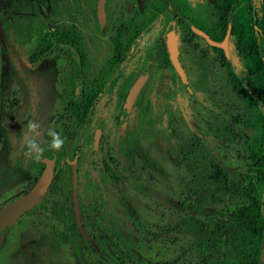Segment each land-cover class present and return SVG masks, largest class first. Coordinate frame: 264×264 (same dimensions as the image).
<instances>
[{
  "label": "rangeland",
  "instance_id": "rangeland-1",
  "mask_svg": "<svg viewBox=\"0 0 264 264\" xmlns=\"http://www.w3.org/2000/svg\"><path fill=\"white\" fill-rule=\"evenodd\" d=\"M147 1L103 0L104 34H100L95 22L97 0H48L34 27L40 36L75 27L86 53L85 81H90L110 55L118 29L127 27L135 14L140 16ZM187 1L192 6L202 0ZM203 1L206 19L198 23L208 28L218 15L209 0ZM0 4L4 5L2 0ZM198 16L197 12L188 15L195 28L205 30L195 20ZM168 25L162 28L157 24L140 37L139 59H144V48L160 33L163 36ZM177 39L186 74L177 76L168 70L162 81L153 77L142 103L155 102L154 94L168 85L176 96L170 111L161 110V115L151 119V126L138 122L135 145L128 155L120 153L115 158L117 145L122 143L116 135L123 118L129 124L136 120L135 110L120 111L112 99L97 102L98 114L103 117L99 142L116 168L115 181L105 188L107 211L116 228L107 216H96L94 224L81 222L95 244L109 253H119L114 246L118 234L130 237L138 254L123 259V264H236L252 237L248 230L235 228L228 214L251 201L242 190L240 175L252 166L247 148L251 139L261 140L264 148L263 112L229 82L224 66L200 39L183 28ZM6 49V54L0 50V208L27 192L42 170L35 164L37 160L22 155L20 139L30 121L41 126L40 141L45 149L41 158H51L45 155L49 151L63 160L77 161L79 206L87 203L93 207L90 178L81 172L83 162L93 159L92 140L86 143L90 125L73 124L66 111V104L75 96L72 62L55 51L29 60L39 50L34 37L23 44L10 43ZM227 50L233 71L242 73V61L231 42ZM135 61L132 58L128 67ZM199 77L201 87L188 93L183 87L187 78L195 83ZM50 128L65 141L58 152L48 147ZM2 135L9 143L8 153ZM69 170L65 168L64 174L51 182L32 212L0 234V264H93L94 256L85 245L78 240L73 243L79 263L72 245L63 240L60 211L63 205H71ZM134 183L152 197L139 194Z\"/></svg>",
  "mask_w": 264,
  "mask_h": 264
},
{
  "label": "trees",
  "instance_id": "trees-1",
  "mask_svg": "<svg viewBox=\"0 0 264 264\" xmlns=\"http://www.w3.org/2000/svg\"><path fill=\"white\" fill-rule=\"evenodd\" d=\"M40 4H45V1L8 0L3 10L4 14L0 16V22L7 41H17L21 44L34 37L36 46L44 47L43 50H39L40 54L61 48L68 51L69 32L54 34L47 39H42L39 31L35 30L34 25ZM198 11L199 7H191L186 0L147 1L146 8L140 16L135 14V18L129 22L127 27L118 29L112 40L110 55L102 62L100 72L91 82L85 81L83 76L84 60L82 56L79 58L78 63L70 60L73 64V75L77 79L76 85H78L74 99H70L66 104V111L72 123L77 126L89 124L90 129H102V116L98 114L97 100L104 98L107 101L114 95L117 101L116 105L118 108H122V104H119V102L123 99L130 82L134 78L135 71L140 69L142 65L146 63L151 65L150 78L154 76L161 78L163 72L158 73V71L172 69L167 58L162 33L156 38L145 58L141 60L138 56L134 62L135 65L131 68L128 67V64L133 54L129 52L128 48L136 44L135 39L141 37L147 30L157 24H161L162 28L166 24L172 25L175 33L183 28L191 37L195 38L196 36L189 31L186 24L176 15V12L192 22L188 15L192 12L198 13ZM227 25L229 26L228 31L234 53L242 61V73L236 74L221 52H219L220 59L224 62L229 82L237 87L253 105L262 110V130L264 132V0H228L227 9L223 14V30L227 29ZM121 37L124 38L123 41L119 40ZM209 38L214 40L211 36ZM211 49L215 52L218 51L215 48ZM0 50L3 54L7 52L1 46ZM39 53L37 52L30 59H37ZM128 68L131 71H127ZM188 82L189 87L195 90L198 81L195 80V83ZM148 83L142 88L138 99H142L147 91ZM173 96V89L166 86L160 92L161 104H135L133 109L135 110L136 120L128 124L124 137L119 136L122 143L117 145L119 150L116 151L115 158L120 157V153L128 155L134 147L138 133V122L144 121L151 126V119L155 115H161V110L170 111L172 104L166 103ZM90 120H92L91 123ZM90 135L91 132L88 133L86 138L88 144L91 141ZM2 144L4 151L8 153L10 149L5 135H2ZM247 148L252 166L251 169H246L240 175V185L251 201L231 210L228 216L235 228L248 230L252 237V241L248 242L241 250L239 261L236 264H264V148L261 140L256 138L251 139L250 143L247 144ZM45 155L47 157L52 156L56 163L63 160L62 157L53 156L49 151H46ZM91 155L93 159L89 163L87 159L83 162L82 172L90 178V189L95 205L90 208L88 205L83 206L80 213L84 215V220L90 224L95 223L96 216H107L110 225L115 229L114 218L107 211L105 190L108 183L115 181V164L109 155L103 151L101 143L97 150L91 152ZM35 164L42 166L40 160L36 161ZM65 168L69 167L63 163L54 172V179L61 177L65 172ZM133 187L139 194L148 198L152 197L140 185L134 183ZM33 210L34 208L29 212ZM60 215L66 231L63 240L72 243L74 239H78L94 256L93 264H123L125 262L123 259L138 254L137 250L131 246V238L120 234L117 235L114 243V246L119 248V253L115 251L109 253L99 244H96L97 251L76 233L70 204L68 206L63 205ZM121 244L124 248L120 247ZM76 259L80 263L77 252Z\"/></svg>",
  "mask_w": 264,
  "mask_h": 264
},
{
  "label": "flooded vegetation",
  "instance_id": "flooded-vegetation-1",
  "mask_svg": "<svg viewBox=\"0 0 264 264\" xmlns=\"http://www.w3.org/2000/svg\"><path fill=\"white\" fill-rule=\"evenodd\" d=\"M45 1V4H40L39 5V12H38V15H39V13L41 12V10L42 9H44V7L46 6V3H49L48 2V0H44ZM77 0H75V2H76ZM98 1L99 0H97V3H98ZM187 1V0H186ZM210 1V3H211V7L213 8V10H214V12H215V14L217 13V15H218V20L217 21H214L213 23H211V25L208 27V28H204L202 25H200V22L198 23V20H200V21H204L205 22V19H206V17H205V15H204V13H205V10H204V8H205V6H204V1L202 0V1H200V2H198V5H196V4H193L191 7H195V6H197V7H199V11H198V18H197V23L201 26V27H203L205 30H201V29H198V28H195L194 26H193V24L189 21V19H187L186 17H184L183 15H181V14H179V13H177L176 12V15L182 20V18L180 17V16H182V17H184V18H186L190 23H191V25L195 28V29H197V30H199V31H201L204 35H206L207 36V38L209 39V40H211L212 42H215V43H221L222 41H224L225 40V48H226V53L224 52V50L222 49V47H214V46H210L202 37H200V36H196L195 38H198V39H200V41L203 43V45L205 46V47H207L210 51H211V53H213L215 56H216V58H217V61L220 63V65H222V66H224V68H225V65H224V62L220 59V54H219V52H221L222 54H223V56H224V59H226L227 60V62L229 63V61H228V50H227V47H228V43L230 44V36H229V31H228V28H229V26L227 25L226 26V28L227 29H224L223 30V14H224V11L227 9V6H228V0H209ZM2 2L4 3V5H2L1 6V4H0V16H2L3 14H4V8H5V6H6V4H7V2H8V0H2ZM97 3H96V7H95V22H96V29H97V31L100 33V34H104V32L102 31V29H103V26H104V23H103V25H102V27H100L99 26V23H98V20H97V16H96V8H97ZM187 3H188V1H187ZM53 4V3H52ZM77 6H75V8H76ZM102 12H103V0H102ZM103 14H104V12H103ZM37 15V16H38ZM183 21V20H182ZM104 22H105V15H104ZM184 22V21H183ZM253 22H254V18H253ZM1 23V22H0ZM185 23V22H184ZM2 26V25H1ZM168 26H171L172 27V25H168ZM167 26V27H168ZM187 26V25H186ZM166 27V28H167ZM172 29H173V27H172ZM189 29V28H188ZM2 30H3V28H2ZM189 31H190V29H189ZM62 32H69V34H70V41H69V48H68V51L65 49V48H61V49H52V50H50V51H46V52H43L42 54H40L39 53V50H43V48L44 47H42V46H39L38 48H39V50H38V58L37 59H40V58H43V57H45V56H47V55H49L50 53H52V52H58V53H60V54H62V55H67L68 57H69V59L70 60H73L75 63H78V61H79V58L82 56V58H83V60L85 61V55H86V53H85V49H84V45H83V40H82V36H81V34H80V32H78V30L75 28V27H73V26H71L70 28H68V29H56V30H53V32L52 33H48V34H43L41 37H42V39H47V38H49V37H51L52 35H54V34H58V33H62ZM191 32V31H190ZM3 33H4V31H3ZM173 33H174V35L176 36V47H177V57H178V61H179V64H180V67H181V69H182V73L180 74V75H178L177 73H176V71L173 69V67H172V65L170 64V62H169V65H170V67L172 68V69H168V70H170L171 72H173L175 75H177V76H181V75H184V74H186V71H185V68L183 67V65H182V60H181V55H180V48H179V45H178V39H177V37H178V34H179V30H177V32L175 33L174 32V30H173ZM192 33V32H191ZM164 34V33H163ZM193 34V33H192ZM194 35V34H193ZM4 36H5V34H4ZM209 36H211V37H213V39L214 40H212L211 38H209ZM163 37V36H162ZM5 40H6V48L8 47V45L10 44V43H13V42H17V41H7V39H6V37H5ZM29 40V39H28ZM28 40H26V41H28ZM119 40H121V41H123L124 40V38H119ZM25 41V42H26ZM135 41H136V44L135 45H132L131 47H129L128 48V50H129V52L131 53V54H133V57L132 58H138V56H137V52L139 51V50H141L142 48H141V45H143V44H141L140 43V37L139 38H137V39H135ZM25 42H22L21 44H23V43H25ZM18 43V42H17ZM78 43V44H77ZM154 43V42H153ZM153 43L148 47V48H144L145 50H144V58H145V55H146V53L152 48V45H153ZM163 43H164V40H163ZM232 44V43H231ZM1 46V45H0ZM164 46H165V44H164ZM2 47V46H1ZM3 48V47H2ZM6 48H3V49H5V50H7ZM211 48H215V49H217L218 51L217 52H215V51H213ZM165 50H166V47H165ZM7 53V52H6ZM5 53V54H6ZM166 54H167V52H166ZM203 55V54H202ZM34 56V55H33ZM203 57V56H202ZM131 58V59H132ZM167 58H168V56H167ZM106 59V58H105ZM29 60H31V59H29ZM142 60V59H141ZM104 61V60H103ZM131 61V60H130ZM129 61V62H130ZM73 65V64H72ZM129 65V64H128ZM146 65H150V64H148V63H146V64H144V65H142L141 67H140V69H137L136 71H135V76H134V78L132 79V81L130 82V84H129V87L131 86V84L133 83V81L136 79V77L139 75V73L141 72V70H142V68L144 67V66H146ZM151 66V65H150ZM132 67V66H131ZM131 67H129V68H131ZM101 68H102V64H101ZM128 68V69H129ZM168 70H165V71H158V73H161V72H163V76L161 77V78H159L158 76V78H156L157 79V81L159 82V81H162V79H163V77L165 76V74L167 73V71ZM72 71H73V69H72ZM127 71H131V69H129V70H127ZM138 71V72H137ZM100 72V71H99ZM151 72H152V67H151V70H150V72H149V75H148V77H147V79H146V81H145V83H144V85L142 86V88L145 86V84L147 83V82H149L148 83V85L147 86H149L150 85V83L152 82V80H153V77L152 78H150V76H151ZM83 76L85 77V69H84V63H83ZM73 77H74V75H73ZM150 79V80H149ZM186 79V78H185ZM92 80V79H91ZM91 80L90 81H87V82H91ZM198 80V84H197V86H196V89L197 88H199V87H201V81H202V78L201 77H199V79H197ZM188 81H191V80H189L188 78H187V85H183V87L185 88V87H187L188 88V90H187V92L188 93H193V92H195V90H192L189 86V82ZM76 82H77V79L74 77V83H75V85H76ZM185 84H186V82H185ZM77 87H78V85H76L75 87H74V95H75V93L77 92ZM129 87H128V89H129ZM166 86H164V88H165ZM167 87H170L171 89H173V87L171 86V85H168ZM142 88L140 89V91H139V94L137 95V97L135 98V100H134V102H133V104H132V106H130V107H125L124 106V99H125V96H126V93H127V91H128V89L126 90V92H125V95H124V97H123V99L119 102V104H122V108L121 107H119V109H120V111L121 110H123L124 108H127V109H129L130 110V108H134V106H135V104H161V101H160V92L158 93V94H154L155 95V97H153V99H155V102L154 101H152V102H144V103H142L141 102V100L142 99H138L139 98V95H140V92H141V90H142ZM148 88V87H147ZM152 89H155L156 88V86H152L151 87ZM163 88V89H164ZM162 89V90H163ZM161 90V91H162ZM173 91H174V89H173ZM175 96H176V94H175V91H174V96L172 97V99H170L169 101H167V103L166 104H173V101H174V98H175ZM100 99H104V98H100ZM99 99V100H100ZM110 99H112L113 100V102H114V104H117V101H116V98H115V96L114 95H112L111 97H110ZM110 99H108L107 101L104 99V103H107ZM99 100H97V102L99 101ZM97 104V103H96ZM105 105V104H104ZM97 106H98V104H97ZM103 118V117H102ZM102 118H101V120H102ZM120 121H121V118L118 116V118H117V121H116V124L117 125H119L120 124ZM123 123H122V125H123V127L122 126H120L119 127V129H118V132H117V135H116V137H117V139H118V141H120L121 142V140H119V136H122V137H124L125 135H123V131H125L126 130V128H127V126H128V120L126 121V120H124V118H123ZM102 127V126H101ZM92 130V129H91ZM95 130H99L100 131V135H99V139H98V144H97V148L95 149V150H97L98 149V146L100 145V138H101V131H102V129H100V128H93V133H91V140H92V145H93V134H94V131ZM91 132V131H90ZM95 150H92V147H91V151H95ZM53 155V154H52ZM41 159H44V158H41ZM41 159H40V163H41ZM46 159H49V160H52L53 161V175H54V172L56 171V170H58L62 165H63V163H65L69 168H70V183H71V166L69 165V164H67L66 162H64V160H62V161H59V163H56L55 162V159L51 156V158H46ZM73 160H75V159H73ZM41 165H42V169H43V167H44V165L41 163ZM76 165H77V161H76ZM76 169H77V167H76ZM42 171V170H41ZM82 172V171H81ZM41 173V172H40ZM82 174H83V172H82ZM40 175V174H39ZM39 177V176H38ZM37 180V179H36ZM53 180H55L54 179V177L52 176V180H51V182L53 181ZM77 181H78V169H77ZM51 182H50V184H51ZM35 183V182H34ZM49 184V185H50ZM49 185H48V188H49ZM33 186V185H32ZM48 188H47V190H48ZM47 190H46V192H47ZM45 192V193H46ZM26 193V192H25ZM45 193H44V195H45ZM43 195V196H44ZM43 196H42V198H43ZM41 198V199H42ZM77 199H78V192H77ZM13 201V200H12ZM11 202V201H10ZM40 202H41V200H40ZM40 204V203H39ZM38 204V205H39ZM37 205V206H38ZM86 205H88L89 206V208H90V205L89 204H85V205H83V206H86ZM36 206V207H37ZM83 206H79V199H78V216H79V220H80V224H81V227H82V229H83V231H84V233L87 235V237L90 239V241L94 244V246L96 247V244H95V242H94V240L89 236V234L84 230V228H83V225H82V222H81V220L82 219H84V215H82L81 213H80V209L83 207ZM35 208V207H34ZM71 208H72V216H73V221H74V223H75V217H74V212H73V206H72V196H71ZM33 209V208H32ZM31 209V210H32ZM29 212V211H28ZM27 212V213H28ZM26 214V213H25ZM24 214V215H25ZM18 221V220H17ZM75 226H76V223H75ZM7 230V229H6ZM3 231H5V229L3 230ZM2 231V232H3ZM2 232H0V234L2 233ZM66 233V231L63 233V234H65ZM76 233H78L79 235H80V232H79V230L77 229V226H76ZM64 237V236H63ZM80 237H81V239L82 240H84V241H86L90 246H92V248L93 249H95L94 247H93V245L88 241V240H86V239H84V238H82V236L80 235ZM76 240H78V239H74V241L72 242V243H70L71 245H72V252H73V255H74V257L76 258V252H74V251H76L74 248H73V243L76 241ZM79 241V240H78ZM66 242V241H65ZM80 242V241H79ZM81 243V242H80ZM95 250H97L98 251V249H97V247H96V249ZM76 261H77V259H76Z\"/></svg>",
  "mask_w": 264,
  "mask_h": 264
},
{
  "label": "water",
  "instance_id": "water-1",
  "mask_svg": "<svg viewBox=\"0 0 264 264\" xmlns=\"http://www.w3.org/2000/svg\"><path fill=\"white\" fill-rule=\"evenodd\" d=\"M96 16L99 26L102 27L104 23V14L102 12V0H99L97 3ZM180 17L194 35L202 37L210 46L222 47V49L226 53L225 40L222 41L221 43L212 42L201 31L195 29L186 18L182 16ZM163 40L166 47L168 60L172 65L173 69L176 71V73L180 75L182 73V69L180 67L177 57L176 36L174 35L171 26H168L165 29L163 34ZM0 45L3 48H6V40L2 30L1 23H0ZM150 70H151L150 65L144 66L141 72L139 73V75L133 81L124 99L125 107L132 106L135 98L139 94L140 89L144 85ZM99 135H100V131L95 130L93 134L92 150H95L97 148ZM64 162H66L71 166V196H72V206H73V212H74L77 229L79 230L82 238L88 240L96 249L94 244L84 233L78 216L76 161L75 160L68 161L64 159ZM41 163L44 165V167L39 177L33 184V186L26 193H24L20 197L14 199L13 201L9 202L8 204L0 208V232H2L6 228L12 227L17 222V220H19L25 213H27L28 211H30L32 208L36 207L40 203V200L44 195V193L46 192L48 185L50 184L53 176V161L44 158L41 159Z\"/></svg>",
  "mask_w": 264,
  "mask_h": 264
},
{
  "label": "clouds",
  "instance_id": "clouds-1",
  "mask_svg": "<svg viewBox=\"0 0 264 264\" xmlns=\"http://www.w3.org/2000/svg\"><path fill=\"white\" fill-rule=\"evenodd\" d=\"M39 123L30 121L27 125V131L22 135L20 143L22 144V154L28 158L39 161L44 153V147L40 141ZM47 135L51 137L48 147L53 151H60L65 141L61 134L53 129H48Z\"/></svg>",
  "mask_w": 264,
  "mask_h": 264
}]
</instances>
